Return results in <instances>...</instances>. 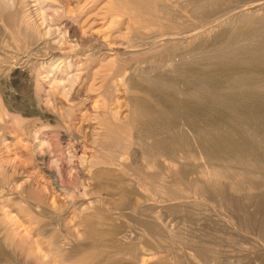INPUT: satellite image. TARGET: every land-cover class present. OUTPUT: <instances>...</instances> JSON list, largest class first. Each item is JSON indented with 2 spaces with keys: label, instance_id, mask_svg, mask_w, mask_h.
I'll return each mask as SVG.
<instances>
[{
  "label": "bare ground",
  "instance_id": "obj_1",
  "mask_svg": "<svg viewBox=\"0 0 264 264\" xmlns=\"http://www.w3.org/2000/svg\"><path fill=\"white\" fill-rule=\"evenodd\" d=\"M30 1L0 0V36H2L0 40L2 44V49L0 48V105H2L0 106V233L4 230V238L1 236L2 239H0V241L2 240V243L0 242V264H15L16 261H20L22 264H197V258L204 254L197 248L196 234L191 238L185 237L184 232L181 234L180 229L171 227L166 222V212L178 204L177 200H181L182 195H186L185 192L189 188L198 193L202 184L211 188L213 192L218 191L220 195L232 191V196H234V193L236 195L238 191L242 192L241 187L246 185L248 179L259 178V174L256 171L253 172L254 170L259 171L264 168V157L261 159L255 156L252 152L253 146H250V149L245 144L247 139L245 142L244 139L236 138L235 134L234 137L225 135V138L228 137L227 139L223 140L221 136L212 143L213 139L205 135L204 129L202 130L203 134L199 131L201 128L197 131L195 124L197 123V106H193L194 103L205 102L207 105L209 103L214 106L213 109L222 106L234 109L233 104H228L229 102L225 104L224 95H219L215 90L208 89L209 87L197 91V87L211 86L210 83L213 81L211 79L218 72H227L232 75L235 86L252 90L247 95L243 94L246 95L245 101L249 98H258L257 100H259L264 97L260 93L263 91L260 90L261 85L257 86L258 83H263L261 89H264V0L236 7L227 6V2L230 0H111L106 9L108 17H125L126 22L133 28V33L125 37V40L117 39L120 43L116 41L125 47V57L124 55V58L119 57L122 54L114 52L113 55H116L117 59L119 57V60L116 61L118 65L115 66V61L111 60L110 68L105 66L107 71H110L109 75L112 73L119 83V88L121 86L124 88L125 98H123L126 104L124 107L128 108V110L126 109L128 112L122 115L115 109V112L110 111L111 105L115 104L113 100L116 97L111 96V93L108 92L102 93L104 114H96L94 119H99V124L102 126L100 128L104 130V139H102L103 144L100 143V147L94 148L90 156L87 155L89 142L86 138V140L79 138L81 139L79 147L81 146L82 149L78 152L71 148L73 146L70 143H66L70 137L74 138L72 127L74 124L64 126L69 135L66 132L62 133L63 128L59 131L56 129L57 127L55 129L52 127V124L58 121L57 115H60L54 111L55 109L52 110L48 103L58 102L59 108L60 105H64L63 108L67 110L68 115L81 113L84 108L86 113L90 110L89 101L93 99V96L89 93L83 95V85L89 79L92 83V86H89L90 83L87 82L90 89L95 87L93 82L97 80L95 77L98 76L101 69L96 68L99 72H94L93 66L99 63L100 67L98 68H101L103 63L108 61V58L106 59L108 55L103 52L101 46L91 53H81L78 47H87L92 42L101 39V34L95 33L93 28V24L98 21L96 16L94 21L86 18L88 16L86 9L98 6L101 0H79V4H81L79 16L70 14L71 11L69 12L68 8L70 0H35L40 21L33 20L34 12L33 8L31 9ZM97 16L99 17V15ZM100 16H102L101 13ZM197 22L200 24L198 25ZM197 25H202L201 28L199 27L200 30H197ZM116 43L113 45H117ZM109 50L110 48L107 52ZM111 52H113L112 49ZM42 54L47 58L31 63L34 60V55L41 57ZM195 56L208 58L210 63L207 65H212L214 70L210 73L207 71V74L204 72L205 75L200 77L199 73L197 74L198 63L193 61ZM122 58L125 60L123 61ZM58 62L60 63L56 66ZM107 76L104 78L106 82H109ZM177 76L191 78V81L194 80L193 84L198 83L197 78L201 81L195 84L197 87L192 91L186 89V92H178L183 95L181 100L184 97V101L188 99L192 103L186 102L187 100L181 102L170 94L165 96V101L170 103L169 106L173 105L172 109L183 108L195 114L188 113L186 119L189 122L178 124L181 125L180 127H175L177 117L175 118V115L172 114L174 112L170 109L171 107L166 105L164 99L160 100L156 96L159 91L162 96L164 95L162 89L168 88L165 90L168 91L169 88H172ZM101 79L103 80V78ZM15 81H27L26 83L31 84L32 88L34 87V95H30L31 97L27 100L11 105L9 97L15 99L16 95L4 85ZM183 81L186 79L183 78ZM226 85L228 88L230 83ZM223 90L225 91V89ZM107 91L109 90L107 89ZM231 91L233 90L231 89ZM241 91L243 92V90ZM60 93L62 96L65 95V99L59 95ZM179 94L178 97H180ZM2 97L3 99H1ZM7 98L8 100H6ZM95 98L97 99L98 95ZM146 98L151 99L150 101L154 102V105L150 104ZM2 100H4V105L3 102L1 103ZM122 101L124 100L122 99ZM240 101L244 102V100ZM207 109L210 108L207 107ZM62 113L64 114V112ZM81 114L80 116L84 115ZM179 114L182 112L180 111ZM233 114L227 115L229 116L228 121L225 119V122H228V126L225 124V127L228 129H232L234 126L238 127L236 124L245 118H242L241 113H237V110ZM262 114L260 115L259 110L256 117L259 119L263 117L264 121ZM87 115L89 114L87 113ZM27 117H31V119H27ZM74 119L72 120L75 121ZM70 123L72 124V122ZM152 124H159L161 128L163 126L166 131L171 129V133L178 132L177 139H174L176 137L172 133L171 136H174L172 142L165 139L158 140L148 130L141 137L135 134L136 131L138 132L139 126L147 127ZM149 127L151 128V126ZM161 128H158L159 131ZM220 128L215 127L214 131L220 130ZM33 132L36 133V136L39 134V141L35 142L31 139ZM164 136L167 135L164 133ZM212 136L214 137V135ZM53 137H57V139L55 140ZM19 139H22L23 142L20 141L25 143L24 146L28 148L26 154L24 151L22 152L23 146L19 144ZM52 139L55 140V143L57 141L58 145L64 146L58 154L61 158L54 155ZM75 139L78 138L75 137ZM33 141L36 143L35 145ZM205 141H209V149H207L208 146H204ZM19 145L22 148L15 149H22L20 152L18 151L21 154L19 155L17 151L14 154L21 157L24 153L25 157H23L27 158L28 167L11 168L9 171L7 170L8 158H10L8 157L9 150L12 151V146ZM189 146H193V149L187 153L190 160H205L201 174L193 178L189 177L190 179L188 173L177 166L178 163L167 162L169 156H179V160L187 157L184 154ZM230 150L231 154L228 152ZM224 151L231 156L228 154L229 157L224 156ZM246 155H252L254 159L249 157L251 160L245 161ZM20 157L19 159H23ZM129 157H131V161L128 160ZM62 162L67 163L65 168L62 167ZM230 162H233L234 166H228L227 164ZM235 162L252 166L253 169L250 170L252 173L248 172L249 168L251 169L248 166L247 171L245 169L238 171ZM66 170L77 178L73 188L65 183L64 173ZM18 177H26L30 181V185L25 191L19 192L13 188L12 180ZM158 178L164 182L161 183L162 185H158ZM188 184L190 187H186L189 186ZM79 186L83 190L82 194L77 190L80 188ZM259 186L261 187V185ZM255 187L258 189L257 185ZM91 189L92 191H90ZM76 193L81 198H77L79 199L77 201L76 198L74 199ZM61 194L66 195V199L68 197L67 204H59L61 207L64 205L62 208H64L65 214L57 212L58 206L55 207V204H51V201L60 203ZM154 194H158L159 198L155 197L154 199ZM86 196L90 197L86 198ZM63 201L65 202L64 199ZM6 208L14 210L16 208L19 220L27 218V224L33 231H37V234L32 236V231H25L26 233L23 234L24 232H21L20 228L24 224L20 225L17 217L13 218ZM42 218L51 219L52 223L49 224L52 229L51 234L48 233L50 229L45 231L47 222L46 225L44 224L45 228L38 226L40 220L43 221ZM133 218L137 219L139 225L142 226L141 233L132 231L134 230L132 229ZM75 228L83 235L82 239H84H80L82 241L75 238L73 233ZM261 233L264 239V228ZM159 234L165 236L162 238L164 241L170 240L174 245L173 248L177 247V242H181L182 239H186L191 246L189 245L188 248L186 244L187 249H185L186 246L183 245L185 250L182 249V252L178 245L179 250L176 248L177 250L172 256L153 253L150 247L162 242L158 240ZM211 258L210 261L213 259Z\"/></svg>",
  "mask_w": 264,
  "mask_h": 264
},
{
  "label": "rangeland",
  "instance_id": "obj_2",
  "mask_svg": "<svg viewBox=\"0 0 264 264\" xmlns=\"http://www.w3.org/2000/svg\"><path fill=\"white\" fill-rule=\"evenodd\" d=\"M27 1H30V0H27ZM32 1V2H31ZM30 1V3H32V5H31V9L33 8V16L35 17H33V20L35 19L36 21H40V16L38 15V8H37V3L35 2V0H31ZM52 1H54V0H52ZM56 1V0H55ZM111 0H101V3L98 5V6H96V7H94V6H91V7H89L88 9H86V10H88L87 11V13H88V16L86 17V18H88V19H91V20H93L94 21V18H95V16H96V19H98V21H96L94 24H93V28H94V31H95V33H97V34H101L100 35V40H97V42L96 41H94V42H92V44H89L87 47H78V50L81 52V53H91V52H94V51H96L97 49H99L100 48V46H101V48L103 49V52L104 53H106L107 55H108V57L106 56V59L108 58V61H105L104 63H103V68L101 67V68H98V67H100V65H99V63L98 64H96L95 66H93V71L94 72H99V70H100V73H102L103 72V74H100V73H98V76H96L95 78L97 79V80H95V82H93L94 83V85H95V87H91V89H90V87L89 86H92V83H91V80L89 81V79H87L86 81L88 82V84H89V86H88V84H87V82L83 85V95L85 94V95H88V93H89V95H91V96H93V99L91 100V101H89V107H90V110L89 111H87V113L89 114V115H87V113H86V110H85V108L83 109V113L82 114H84V115H82L81 113H75V114H73V115H68V112H67V110H64V105L63 106H61L60 105V108L58 107V105H59V103L58 102H55V101H51V103L52 104H50V102L48 103L49 104V107L52 109V110H54L57 114H59L60 116H58L57 115V117H58V121L55 123H53L52 124V127L55 129L56 127V129L57 130H61V128H63L61 131H62V133H67L68 135H69V133L67 132V130H65L66 128L64 127V126H66V125H68V126H70V125H73L72 127H73V134H74V138H69L68 140V142H66V143H70V145L71 146H73V147H71L74 151H79V150H81L82 149V147L80 146L79 147V140H83V139H87V142H89L88 144H89V149L87 150V155L88 156H90L92 153H93V150H94V148H97V146L98 147H100L99 145H101V144H103L102 142H103V140L102 139H104V130H102V128H100V127H102V126H100V124H99V119H94V117H95V115L96 114H104V105H103V101H104V97L102 96L104 93H111L110 95L111 96H113V97H116V98H114V100H113V102L115 103V104H112L111 105V109H110V111L112 110V111H114V109L116 110V112L117 113H119V114H127V112L128 111H126V109L128 110V108L127 107H124V106H126V104H125V93H124V88H122V86L119 88V83L117 82V80H115V78L112 76V73H111V75H109L110 74V71H107L108 69L107 68H110V66L112 65V63H111V60H113V62L115 61V63H116V61H118L119 60V57H123V55H124V53H125V51H126V49H125V47L124 46H121V45H119L118 43H120V42H118L117 41V39L118 40H120V41H122V40H125L126 38L125 37H128V35H130L131 33H133V28L131 27V25L128 23V22H126V19H125V17H117V18H113V17H108V14L106 13V9L108 8V3L110 2ZM229 1V0H228ZM248 1V2H247ZM253 1H258V0H230V2H227L228 4H227V6L229 5V6H234V7H236V6H239V5H244V4H249L250 2H253ZM260 1V0H259ZM70 2L71 3H69L68 4V8L70 9H68L69 10V12H70V14H72L73 16H79L80 15V5L81 4H79L80 3V1L79 0H70ZM247 2V3H246ZM36 3V4H35ZM71 4V5H70ZM36 5V6H35ZM37 8V9H36ZM35 9V10H34ZM100 13H101V15L102 16H100ZM36 15H37V17H36ZM97 15H99V17L97 16ZM38 16H39V18H38ZM98 17V18H97ZM102 18V19H101ZM118 20V21H117ZM92 21V22H93ZM117 21V22H116ZM198 23V22H197ZM99 24V25H98ZM200 23H198V25H199ZM197 25V27H198V29L197 30H200V28L202 27V25L201 26H198ZM204 25V24H203ZM97 26V27H96ZM200 27V28H199ZM2 39V36H0V40ZM103 39V40H102ZM109 42H107V41ZM115 40V41H114ZM114 41V42H113ZM116 41L118 42V43H116ZM112 42V43H111ZM117 44V45H113V44ZM119 45V46H118ZM2 44H1V41H0V48L2 49ZM117 46V47H116ZM121 46V47H120ZM113 47V48H112ZM110 48V50L112 49L113 50V52H111L110 53V50H109V52H107L108 51V49ZM96 49V50H95ZM2 51V50H1ZM117 53V54H119V55H121L122 54V56H119L118 57V59L115 57L116 55H113V53ZM111 54H112V56H111ZM42 57V58H41ZM41 57H40V55H34L33 56V59L34 60H32L31 61V63H33V61L34 62H37L38 60L39 61H41L42 59H45V58H47V56H43V54L41 55ZM124 57H125V55H124ZM123 57V58H124ZM39 58V59H38ZM122 58V59H123ZM23 60H25V59H23ZM125 59H123V61H124ZM195 60V62L197 61V74L199 73V76L201 77V75H205V74H207V71H208V73H210V72H212L214 69H213V66L212 65H207V63H210V61H209V59L208 58H206L205 59V57L204 58H202V57H197V56H195V58L193 59V61ZM208 60V61H207ZM110 61V62H109ZM122 61V62H123ZM107 62V63H106ZM30 63V64H31ZM60 62H58L57 64H56V66L59 64ZM98 65V66H97ZM118 64L116 63V65L115 66H117ZM107 68H106V67ZM105 67V68H104ZM99 69V70H97V69ZM103 70V71H102ZM92 71V72H93ZM106 71V72H105ZM93 72V73H94ZM204 72H205V74H204ZM221 73V74H220ZM109 75V76H107V75ZM222 74H223V76H222ZM218 75V76H217ZM217 75H215L214 77H213V79H211V80H213V81H211V83H210V85L211 86H203V85H201V86H198L197 87V85L195 86V84H198V83H200L201 81H200V79H198L197 78V82L198 83H195V84H193L192 83V81L194 82V80H192L191 81V78H189V79H187L186 77H179V76H177L178 78H180L179 80H178V78L176 79V77H175V79H174V86L172 87V88H169V90L168 91H165V90H167V89H162V93H164V95L162 96V94H160L161 93V91H159V93H157L156 94V96H157V98L158 99H160V100H163L164 102H166L165 101V96L167 95V94H170V95H172L173 96V98H175V99H177V100H179V101H181V102H183L184 101V97L182 98V100H181V96H183V95H181V94H179V93H182V91H184V92H186L187 90L186 89H188V91H192V90H194L196 87H197V91L199 90V89H201V88H206V87H209L208 89H213V90H215L216 92H218V94L219 95H224V97L226 98V103H225V101H224V103L225 104H227V102H229L228 104H233L234 105V109L232 108H224L223 106L222 107H220V108H215V109H213V107L214 106H212V105H210L207 101V103H208V105L204 102V103H202V102H196V103H194V105L193 106H197V115H196V119L197 120H199V121H197L196 120V122L197 123H195L196 124V126H197V131H198V129L199 128H201V129H199V131H200V133H204V131H205V135L208 137V138H211V139H213V142L212 143H214V141H217V139L220 137L221 138V136H222V139L223 140H225V139H227L228 137H234V134H235V137L236 138H238L239 140L241 139V140H243L244 139V141L246 142V139H247V142L245 143L246 145H248L249 146V148H250V146L252 147V149H253V153L255 154V156L256 157H259V158H261V159H263V157H264V138H262V137H264V121H263V117H260V119H259V117L257 118L256 117V113H258L259 112V110H260V115L262 114V112H263V114L262 115H264V101H263V99H264V97H262V98H260L259 100H257L258 98H249L247 101H245L246 99H244V97L247 95V94H249L250 92H252V90H249L248 88H244V89H242L243 87H240V86H235V82L233 81V77H232V75L231 74H229V73H227V72H218V74ZM221 77H220V76ZM106 76L108 77L107 78V81H109V82H106ZM198 76V75H197ZM105 77V78H104ZM101 78H103V80L101 79ZM183 78H184V80L186 79V81H183ZM231 78V79H230ZM99 79H101V80H99ZM104 79H105V81H104ZM109 79V80H108ZM111 80H113V81H111ZM189 80H190V82H189ZM199 80V81H198ZM214 80H216V81H214ZM98 81V82H97ZM180 81V82H179ZM27 81H24V82H22V81H15V82H10V83H8V84H6V85H4V87H6L9 91H11L12 90V93H14L16 96H15V99L14 98H10L9 97V101H10V104L12 105H15V104H17V103H20V102H22V101H24V100H27V99H29V97H31V96H33L34 95V87L32 88V85L31 84H29V83H26ZM96 82H97V85H96ZM104 82H105V84H104ZM186 82H188V83H186ZM216 82V83H215ZM224 82V83H223ZM232 82V83H231ZM20 83V84H19ZM102 83V84H101ZM137 83H138V80H137ZM180 83V84H179ZM222 83V84H221ZM229 84L230 83V85H228V88H227V85L226 84ZM202 84V83H201ZM30 85V86H29ZM195 86V87H193V86ZM200 85V84H199ZM224 85V86H223ZM261 85V86H260ZM262 85H263V83H258V87L260 86V90H263L262 92H260L262 95H264V89H261L262 88ZM99 86V87H98ZM100 86H101V88H100ZM105 86H106V88L109 90V91H107V89L105 88ZM109 86V87H108ZM203 86V87H202ZM215 86H216V88H215ZM231 86H233V87H235V88H231ZM10 87V88H9ZM87 87H89L88 89H87ZM187 87V88H186ZM94 88V89H93ZM116 88V89H115ZM218 88V89H217ZM229 88H230V91L228 92V90H229ZM6 89V90H7ZM11 89V90H10ZM178 91H177V90ZM223 89H225V91L223 90ZM227 89V90H226ZM231 89L233 90V91H231ZM90 90V91H89ZM95 90H97V91H95ZM99 90V91H98ZM220 90V91H219ZM235 90H237V91H235ZM241 90H243V92L241 91ZM260 90H258V91H260ZM85 91V92H84ZM92 91V92H91ZM164 91V92H163ZM245 91H247V92H245ZM28 92V93H27ZM91 92V93H90ZM93 92H94V94H93ZM97 94H96V93ZM99 92V93H98ZM179 92V93H178ZM222 92V94H220ZM223 92H225V94H223ZM238 92V93H237ZM239 92H240V94H239ZM103 93V94H102ZM172 93V94H171ZM33 94V95H32ZM62 93H60L59 95H61ZM158 94H160L159 96H158ZM178 94H179V96L180 97H178ZM235 94V95H234ZM243 94H246L245 96L243 95ZM31 95V96H30ZM98 95V98L96 99L95 97ZM243 95V99H242V96ZM21 96V97H20ZM62 96V95H61ZM65 95H63L62 96V98L64 97ZM229 96H231V97H229ZM233 96H236L235 98L233 97ZM124 97V98H123ZM142 97V96H141ZM229 99H228V98ZM103 99V101H102V99ZM121 98V99H120ZM144 98V97H143ZM241 98V99H240ZM1 99H3V97L1 98ZM64 99H65V97H64ZM96 99V100H95ZM122 99L124 100V101H122ZM230 99H233V100H236L235 102L232 100H230ZM6 100H8V98L6 99ZM99 102H98V101ZM101 100V101H100ZM146 100L147 101H150V100H148V98H146ZM187 100V101H186ZM240 100H244V102L242 101H240ZM4 100H2L1 101V103L3 102ZM15 101V102H14ZM97 101V102H96ZM185 101L186 102H189V103H192L190 100L188 101V99H185ZM184 101V102H185ZM231 101V102H230ZM44 102V101H43ZM53 102H55V103H53ZM233 102V103H232ZM239 102V103H238ZM92 103V104H91ZM197 103H199V104H197ZM201 103V104H200ZM238 103V104H237ZM3 105H4V102L2 103ZM55 104V105H54ZM58 104V105H57ZM117 104V105H116ZM120 104H122V106H120ZM150 104H152V105H154V102L152 103V101H150ZM169 102H166V105L174 112V113H172L173 115H175V118L177 117L178 119H179V122H178V119L176 118V122H175V127H180L181 125H178V124H182V123H186V122H189L187 119H186V116L188 117V113H190V112H188V110H186V109H183V108H173L172 109V104L169 106ZM247 104V105H246ZM199 105V106H198ZM200 105H201V107H200ZM204 105V106H203ZM0 106H2V105H0ZM121 108H120V107ZM228 106V105H227ZM63 109H62V108ZM94 107V108H93ZM200 107V108H199ZM207 107L208 108H210V109H207ZM263 107V108H262ZM92 108V109H91ZM113 108V109H112ZM223 108V109H222ZM235 108H236V110H237V113H241V116H242V118H244L241 122H239L238 124H236V125H238V127L237 126H234V127H232V129H228V127H225V124H227L226 126H228V122H225L226 120L228 121V117L230 116V115H232L233 114V112L235 113L236 112V110H235ZM248 108V109H247ZM61 109V110H60ZM180 109V110H179ZM228 109V110H227ZM239 109V110H238ZM118 110V111H117ZM174 110H177V111H174ZM208 110H210L209 112H208ZM233 110V112H231V111ZM240 110H242V111H240ZM250 110V111H249ZM60 111H61V113H60ZM91 111V113H89ZM96 111V112H95ZM126 111V112H125ZM182 112V114H179V112ZM184 111H185V113H184ZM207 111V112H206ZM253 111V112H252ZM258 111V112H257ZM62 112H64V114L62 113ZM66 112V113H65ZM115 112V111H114ZM199 112V113H198ZM230 112V113H229ZM249 112V113H248ZM250 112H251V114H252V116H250L251 114H250ZM256 112V113H255ZM95 113V114H94ZM255 113V114H254ZM63 114V115H62ZM67 115V117H66V115ZM80 114L83 116V118H82V116H80ZM124 114V115H125ZM184 114H186L185 115V118H183L184 117ZM190 114H192V115H195L194 113H190ZM198 114H199V116H198ZM202 114V115H201ZM212 114V115H211ZM230 114V115H229ZM247 114H248V116H247ZM92 115V116H91ZM94 115V116H93ZM178 115H180V116H178ZM227 115H229V116H227ZM234 115V114H233ZM246 115V116H245ZM254 115V116H253ZM63 116V117H62ZM85 116V117H84ZM215 116H217V117H215ZM72 117V118H71ZM75 119H74V118ZM79 117V118H78ZM208 117V118H207ZM226 117V118H225ZM247 117L249 118L248 120H247ZM254 117V118H253ZM256 117V118H255ZM70 120H69V119ZM216 118V119H215ZM27 119H31V117H27ZM72 119H74L75 121H73ZM183 119H185L184 121H183ZM226 119V120H225ZM69 120V121H68ZM181 120V121H180ZM224 120V121H223ZM258 120V121H257ZM218 121V122H217ZM256 121V122H255ZM70 122H72V124L70 123ZM74 122V123H73ZM205 122H207V123H205ZM219 122H220V124H219ZM225 122V123H224ZM59 123V124H58ZM222 123H224V124H222ZM62 124V125H61ZM65 124V125H64ZM99 124V125H98ZM205 124V125H204ZM241 124H243V125H241ZM156 125V126H155ZM213 125H215V126H213ZM220 125V126H219ZM224 125V126H223ZM59 126H61L60 128H58ZM149 126H151V128L153 129H151ZM154 128H153V127ZM157 126H160L159 124H152V125H147V127H145L144 125H141V126H139V128H137L138 129V132L136 131L135 132V134H137L138 136H143L144 135V133H146V130H148L149 131V133H151L152 135L154 134L155 135V139H158V140H170V142H172V140H176L177 139V137H176V134H178V132L175 134L174 133V131L172 132L173 133V135L176 137V138H174V136L172 135L171 136V132L170 131H172L171 129H169V130H165V128H163V126H162V128H161V126L160 127H157ZM207 126V127H206ZM215 127H218V129L221 127V126H223V127H221L220 128V130H217V131H214V128ZM203 127V128H202ZM225 127V128H224ZM147 128V129H146ZM161 128V130L159 131V129ZM188 128V127H187ZM224 128V129H223ZM226 128H227V130H226ZM136 129V130H137ZM150 129V130H149ZM164 129V130H163ZM204 129V131H202ZM223 129V130H222ZM241 129V130H240ZM263 129V130H262ZM140 130V131H139ZM207 130V131H206ZM211 131V132H209V131ZM229 130V131H228ZM233 130V131H232ZM244 130V131H243ZM144 131V132H143ZM163 131V132H162ZM177 131V130H176ZM221 131V132H220ZM77 134H76V133ZM209 132V133H208ZM225 132H227V133H225ZM234 132V133H233ZM243 132V133H242ZM245 132V133H244ZM249 132V133H248ZM164 133H165V135H169L168 137L167 136H164ZM170 133V134H169ZM218 133H220V134H218ZM36 134V133H35ZM34 134V132L32 133V138H31V136H30V138L32 139V140H34L35 142L36 141H39L38 139V137H39V134H37V136ZM215 134H217V136H215ZM224 135V137H223V135ZM250 134V135H249ZM260 134V135H259ZM211 135V136H210ZM212 135H214V137L212 136ZM225 135H227L226 136V138H225ZM233 135V136H232ZM171 136V137H170ZM261 136V137H260ZM75 137L76 138H78V139H75ZM84 137V138H83ZM254 137V138H253ZM54 138V137H53ZM79 138H81V139H79ZM174 138V139H173ZM255 138H256V140H255ZM31 139H30V142H32L31 141ZM55 140L57 139V137H55L54 138ZM54 139H52L53 140V142H54V155L56 154V156H57V158L59 157V158H61L58 154H59V151H60V149H63L62 147H64V146H60V144L58 145L57 143V141H56V143H55V140ZM76 141H75V140ZM85 139V140H86ZM262 139V140H261ZM23 142V140L22 139H19L18 141L20 142L19 144H21L22 146H23V148L22 147H20V145L19 146H15V147H13L12 146V151L11 150H9L10 152H9V154H10V156H9V154H8V157H12L11 158V160H10V158H8V163H7V170H11V168H26V167H28V163H27V158L25 159L24 157V155L26 154V149H28V148H26V146H24L25 145V143L23 144L21 141ZM78 140V141H77ZM33 141V142H34ZM262 143H261V142ZM34 142V145L36 144ZM210 142H211V140H210ZM251 142V143H250ZM101 143V144H100ZM249 143H250V145H249ZM32 145H33V143H31ZM206 144V145H205ZM210 143H209V141H205V143H204V146L206 147V146H208L207 147V149H209V145ZM56 146V147H55ZM58 146H60V147H58ZM91 146V147H90ZM22 148V149H19V150H16V149H18V148ZM191 146H189L188 148H187V151L185 152V154L184 155H187V153L189 152V151H191L193 148V146L190 148ZM16 148V149H15ZM56 149H57V151H56ZM65 149V148H64ZM210 149H211V147H210ZM251 149V148H250ZM250 149H248V150H250ZM22 150V152L24 151V153H22V155H21V157L19 156L21 153H19L20 151ZM16 151H17V153H19V155H15L16 154ZM19 151V152H18ZM227 151V150H226ZM226 151H224L225 153H223L224 154V156H226V157H229V156H231L230 154L232 153L231 152V150L230 151H228V152H230V154L229 153H227ZM13 152V153H12ZM15 153V154H14ZM198 154V153H197ZM229 156H228V155ZM17 156H18V158H17ZM24 156V157H23ZM248 155H246V157L244 158L245 159V161H250L251 159H254V156H252V155H249L248 157H247ZM19 157L20 158H23V159H19ZM175 159H174V158ZM179 157V156H178ZM177 156L175 157V156H169L168 157V163L170 162H173L174 161V163H178L177 164V166L179 167L180 166V169H184V171H185V173H188V178L190 177V178H193V177H196V176H199V174H201V171H202V169H203V165L205 164V160H200V159H197V161H194V160H190L189 158H188V155H187V157L185 156L184 158H180V160H179V158H178ZM251 159H250V158ZM17 159V160H15V159ZM186 159V160H185ZM10 160V161H9ZM129 161H131V157H129V159H128ZM183 161V162H182ZM187 161V162H186ZM182 162V163H181ZM202 162V163H201ZM183 163H184V165L186 164V166H184L183 165ZM227 164V163H226ZM235 165H236V169L238 170V171H244L243 169H245V171H247L248 170V168L249 167H251V169L249 168V170H248V172L250 171V170H252L253 168H252V166H250V165H247L248 166V168H247V166L246 165H244L243 163L242 164H239V163H237V162H235L234 163ZM19 165V166H18ZM181 165H182V167H181ZM228 166L229 165H232V166H234L233 165V162H230L229 164H227ZM241 165V166H240ZM13 166V167H12ZM15 166V167H14ZM18 166V167H17ZM65 166H67V163L66 162H62V167H64L65 168ZM201 166V167H200ZM239 168H238V167ZM244 167V168H243ZM187 168V169H186ZM247 169V170H246ZM256 171V173H258L259 174V178L261 177V179H259V178H256V179H254V178H251V179H248V181L246 182V185H243V187H241V189H242V192L241 191H238V193L235 195V193H234V196H232L233 195V193H232V191H227L226 193H222L221 195H220V193L217 191V192H213V190L211 189V188H208V186H206L205 187V185L204 184H202V186H200V190H199V192L198 193H195L193 190H191L190 188L187 190V192H185L186 193V195L184 194V195H182L183 197L182 198H184V199H182L181 198V200L179 199V200H177V203L179 204V202H180V204H182V203H184V204H182V205H176L174 208L172 207L171 208V210L169 209L165 214V219H166V222H168V224L171 226V227H176V229H180V231L182 232L181 234H183V232H184V234L183 235H185V237L187 236V237H189V238H191V237H194L195 236V234H196V238H197V248H198V250L199 251H201V252H203L202 254H204V255H201V256H199V258H197V264L198 263H200V264H210L211 262V264H242V262H243V264H264V239H263V235H262V230H263V226H264V190H260V189H264V168H262V169H260L259 171L258 170H254L253 172H255ZM258 171V172H257ZM196 172V173H195ZM263 172V173H262ZM249 173H252V171H250ZM65 183L70 187L71 186V188H73V186L76 184V182H77V178H76V176H74V175H71L70 174V172L68 171V170H66L65 171ZM261 174V175H260ZM187 175V174H186ZM161 178V177H160ZM160 178H158V185H162L164 182L160 179ZM189 178V179H190ZM260 180V182H259V180ZM162 182H161V181ZM258 182H257V181ZM29 180H28V178H26V177H18V178H14L13 180H12V185H13V188L15 189V190H17V191H19V192H21V191H25L28 187H29V185H30V181L28 182ZM254 181V182H253ZM261 181H262V183H261ZM162 183V184H161ZM187 183H189V180H187ZM256 183H259V184H256ZM245 184V183H244ZM251 184V185H250ZM189 185V184H188ZM200 185H201V183H200ZM248 185V186H247ZM257 185V188L258 189H256V186ZM259 185H261V187L259 186ZM249 186H252L253 187V189H251ZM80 187V186H79ZM186 187H190V185L189 186H186ZM247 187H249V188H247ZM174 188V187H173ZM208 188V189H207ZM19 189V190H18ZM205 189V190H204ZM240 189V190H241ZM250 190V191H248V190ZM77 190L79 191V193L80 194H82L83 193V190H82V188L80 187V188H77ZM204 190V191H203ZM210 190V191H209ZM255 190V191H254ZM260 190V191H259ZM90 191H92V189L90 190ZM103 192H105V191H103ZM201 192V193H200ZM206 192V193H205ZM231 192V193H230ZM247 192V193H246ZM256 192V193H255ZM258 192V193H257ZM262 192V193H261ZM203 193V194H202ZM241 193V194H240ZM252 193V194H251ZM224 194V195H223ZM250 194V195H249ZM189 195V196H188ZM195 195H197L196 197H195ZM202 195V196H201ZM245 197H244V196ZM63 196V197H62ZM62 197V198H61ZM61 197H60V203H57V202H52L51 201V204L53 203V204H55L54 206L55 207H57V209H56V211L57 212H61L62 214H65L64 213V208H62L65 204H67L66 203V201H67V199H68V197H67V199H66V195H64V194H61ZM84 198H85V196H83ZM90 197V196H89ZM88 196H86V198H89ZM153 197H154V199H155V197H156V199L157 198H159V195L158 194H154L153 195ZM181 197V196H180ZM76 198V199H75ZM77 198H80V197H78V194L76 193V196H74V199L77 201V200H79V199H77ZM222 198V199H221ZM224 198H226V199H224ZM229 198V199H228ZM235 198V199H234ZM63 199L65 200V202L63 201ZM81 199V198H80ZM184 200V201H183ZM224 200V201H223ZM62 201V202H61ZM193 201V202H192ZM237 201V202H236ZM239 201V202H238ZM259 201V202H258ZM251 202H253V203H251ZM62 203H64V205H62V207L59 205V204H62ZM187 204V206H186V204ZM52 204V205H53ZM194 204H195V206H194ZM198 204V205H197ZM204 204V205H203ZM239 204V205H238ZM245 204V205H244ZM192 205V206H191ZM227 205V206H226ZM231 205H233V206H231ZM250 205V206H249ZM53 206V207H54ZM61 208H60V207ZM205 206V207H204ZM54 207V208H55ZM192 209H191V208ZM195 207V208H194ZM247 207V208H246ZM60 208V209H59ZM201 208V209H200ZM259 208V209H258ZM263 208V209H262ZM238 209V210H237ZM10 210V211H9ZM13 210V211H12ZM61 210V211H60ZM254 210V211H253ZM6 211H8V212H10L11 214V216L13 217V218H16V219H18V221L20 222V225L22 224H24L21 228H20V231L21 232H24L23 234H25L26 232L25 231H32L31 233V235L33 236L34 234H37V231H33L32 229H31V226H29V224H27V218L25 219V218H21L22 220H19L20 218H18L19 216H18V211L16 210V208H15V210L14 209H10V208H6ZM12 211V212H11ZM63 211V212H62ZM197 211V212H196ZM210 211V212H209ZM212 211V212H211ZM249 211V212H248ZM257 211V212H256ZM263 212V213H261V212ZM169 212V213H168ZM248 212V213H247ZM240 213V214H239ZM217 214V215H216ZM256 214V215H255ZM206 216V217H205ZM220 216H221V218H220ZM203 217V218H202ZM246 217V218H245ZM263 217V218H262ZM245 218V219H244ZM247 218H249V219H247ZM24 219V220H23ZM43 219V221L42 220H40V222L38 223V226L39 227H43V228H45V225H46V222H47V225H46V228H45V231L46 230H48V229H50V223H52V221H50L51 219H46V218H42ZM201 219V220H200ZM259 219V220H258ZM26 220V221H25ZM46 220V221H45ZM248 220V221H247ZM133 221H135V222H133ZM133 221H132V224L134 225L133 226V228L132 229H134V230H132V231H134V232H137V233H141V231H142V226L141 225H139V221L137 220V219H135V218H133ZM228 221H230V222H228ZM241 221V222H240ZM246 221V222H245ZM257 221V222H256ZM137 222V223H136ZM216 222V223H215ZM210 223V224H209ZM243 223V224H242ZM257 223V224H256ZM12 224V223H11ZM45 224V225H44ZM74 224V223H73ZM215 224V225H214ZM227 224V225H226ZM261 224V225H260ZM27 225V226H26ZM136 225H138V226H136ZM233 225V226H232ZM37 226V227H38ZM187 226V227H186ZM256 226V227H255ZM26 227V228H25ZM38 227V228H39ZM248 227V228H247ZM27 228H29V229H27ZM184 228V229H183ZM224 228V229H223ZM262 228V229H261ZM76 229V228H75ZM259 229H261V230H259ZM136 230V231H135ZM183 230V231H182ZM196 230V231H195ZM49 231V232H48ZM47 232L49 233V234H51V232H52V229H50V230H48ZM51 231V232H50ZM192 231V232H191ZM233 231V232H232ZM250 231V232H249ZM3 232H4V230H3ZM3 232H1L0 233V237L2 236H4V233ZM36 232V233H35ZM46 232V233H47ZM185 232H186V234H185ZM194 232V233H193ZM48 233H47V235H48ZM73 233L75 234H73L74 236H75V238H77L79 241H82L83 239H82V234H80V232H79V230L77 231V229L76 230H73ZM193 233V234H192ZM230 233V234H229ZM260 233V234H259ZM2 234V235H1ZM77 234V235H76ZM163 234V233H162ZM162 234H159L160 236L158 237V240H160V241H162V242H160V243H156L155 245H152L151 247H150V250H151V252H153V253H159V254H161V255H163V256H172L173 255V253H174V251H176L178 248L180 249V247H181V249H180V251H182V249H183V247L184 246H186V244L188 245V248H189V245L190 244H188L187 243V241H186V239H182L181 240V242H177L178 244H177V247H178V245H180L178 248L175 246L174 248H173V246L174 245H172L173 243L172 242H170V240H163L162 238H165V236L163 235L162 236ZM190 234V235H189ZM243 234V235H242ZM249 235V236H248ZM261 235V236H260ZM81 236V237H80ZM260 236V237H259ZM2 237L0 238V239H2ZM161 237V238H160ZM247 237V238H246ZM251 237V238H250ZM4 238V237H3ZM200 240H199V239ZM80 239H82V240H80ZM162 239V240H161ZM259 239V240H258ZM2 241V240H1ZM0 241V242H1ZM164 241V242H163ZM183 241H184V243H183ZM186 241V242H185ZM205 241H206V243H205ZM257 241H258V243H257ZM200 242V243H199ZM2 243V242H1ZM183 243V244H182ZM212 243V244H211ZM182 244V245H181ZM217 244V245H216ZM184 245V246H183ZM207 245V246H206ZM217 246V248H216V246ZM191 246V245H190ZM200 247V249H199V247ZM263 246V247H262ZM208 247H210V248H208ZM177 248V249H176ZM185 248V247H184ZM207 248V249H206ZM175 249V250H174ZM178 249V250H179ZM185 249H187V246H186V248ZM185 249H183V250H185ZM213 250V251H212ZM179 251V252H180ZM211 251V252H210ZM250 251V252H249ZM183 252V251H182ZM181 252V253H182ZM207 252V254H205ZM213 252V253H212ZM249 252V253H248ZM257 252V253H256ZM251 253H253V254H251ZM214 254V255H213ZM206 255H208V256H206ZM203 257H204V259H203ZM207 257V258H206ZM213 259H212V258ZM215 257H216V259H215ZM252 257V258H251ZM209 258V259H208ZM210 258L212 259L211 261H210ZM237 259V260H236ZM246 259V260H245ZM200 260V261H199ZM207 260V261H206ZM210 262H209V261ZM215 262H214V261ZM219 261V262H218ZM19 262V263H18ZM224 262V263H223ZM236 262V263H235ZM15 264H22V262L20 263V261H16L15 262ZM24 264V263H23Z\"/></svg>",
  "mask_w": 264,
  "mask_h": 264
}]
</instances>
